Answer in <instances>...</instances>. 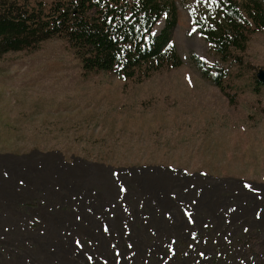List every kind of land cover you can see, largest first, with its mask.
Wrapping results in <instances>:
<instances>
[{
  "label": "rangeland",
  "instance_id": "rangeland-1",
  "mask_svg": "<svg viewBox=\"0 0 264 264\" xmlns=\"http://www.w3.org/2000/svg\"><path fill=\"white\" fill-rule=\"evenodd\" d=\"M169 2L177 65L84 71L59 35L0 57V264H264V30L221 56L222 1Z\"/></svg>",
  "mask_w": 264,
  "mask_h": 264
},
{
  "label": "trees",
  "instance_id": "trees-1",
  "mask_svg": "<svg viewBox=\"0 0 264 264\" xmlns=\"http://www.w3.org/2000/svg\"><path fill=\"white\" fill-rule=\"evenodd\" d=\"M221 1L218 13L206 18L202 30L222 56L230 47H244L249 24L251 30H264V0H243L242 5ZM161 17L164 26L154 32ZM175 24L169 0H0V57L59 35L84 71L133 78L169 60L179 64L170 46ZM213 82L221 86L219 78L213 77ZM255 82L264 85L257 78Z\"/></svg>",
  "mask_w": 264,
  "mask_h": 264
},
{
  "label": "water",
  "instance_id": "water-1",
  "mask_svg": "<svg viewBox=\"0 0 264 264\" xmlns=\"http://www.w3.org/2000/svg\"><path fill=\"white\" fill-rule=\"evenodd\" d=\"M255 76L258 81L264 84V68H260L256 71Z\"/></svg>",
  "mask_w": 264,
  "mask_h": 264
},
{
  "label": "bare ground",
  "instance_id": "bare-ground-1",
  "mask_svg": "<svg viewBox=\"0 0 264 264\" xmlns=\"http://www.w3.org/2000/svg\"><path fill=\"white\" fill-rule=\"evenodd\" d=\"M199 44V43H198ZM201 50V49H200ZM169 231V230H168Z\"/></svg>",
  "mask_w": 264,
  "mask_h": 264
}]
</instances>
